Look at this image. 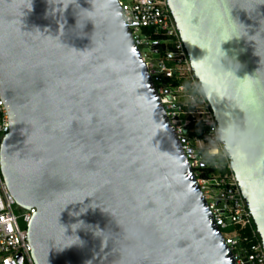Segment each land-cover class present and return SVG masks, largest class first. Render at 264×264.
I'll use <instances>...</instances> for the list:
<instances>
[{"label":"water","instance_id":"obj_1","mask_svg":"<svg viewBox=\"0 0 264 264\" xmlns=\"http://www.w3.org/2000/svg\"><path fill=\"white\" fill-rule=\"evenodd\" d=\"M168 5L264 246V0ZM0 93L35 264H237L119 0H0Z\"/></svg>","mask_w":264,"mask_h":264},{"label":"built area","instance_id":"obj_2","mask_svg":"<svg viewBox=\"0 0 264 264\" xmlns=\"http://www.w3.org/2000/svg\"><path fill=\"white\" fill-rule=\"evenodd\" d=\"M119 3L224 242L233 251L237 264H264L261 238L250 242L251 237L259 235L252 212L221 141L213 110L195 77L168 0H119ZM144 27L164 38L160 41L148 37ZM162 46L164 54L154 58L152 54L160 53ZM11 121L9 105L0 93V148ZM1 163L0 153V264H35L29 225L37 209L17 204L4 179ZM211 166L214 169L209 171Z\"/></svg>","mask_w":264,"mask_h":264},{"label":"trees","instance_id":"obj_3","mask_svg":"<svg viewBox=\"0 0 264 264\" xmlns=\"http://www.w3.org/2000/svg\"><path fill=\"white\" fill-rule=\"evenodd\" d=\"M143 32L145 33V34H147L148 35V37H150V38H152V39H157V40H162L164 37L162 36V34H160V33H156L155 31H152L149 27H144L143 28ZM164 51V47L162 46V47H160V52L162 53ZM175 81V83H178L179 82V80H174ZM214 168L211 166V167H209V171L210 170H213ZM230 229V228H229ZM245 233H248V231H245ZM260 238V235H258L257 237H251V240H250V242H254V241H256L257 239H259Z\"/></svg>","mask_w":264,"mask_h":264},{"label":"clouds","instance_id":"obj_4","mask_svg":"<svg viewBox=\"0 0 264 264\" xmlns=\"http://www.w3.org/2000/svg\"><path fill=\"white\" fill-rule=\"evenodd\" d=\"M81 9H82V15L85 17V18H91L93 16V13L91 11H89L87 8L81 6Z\"/></svg>","mask_w":264,"mask_h":264},{"label":"rangeland","instance_id":"obj_5","mask_svg":"<svg viewBox=\"0 0 264 264\" xmlns=\"http://www.w3.org/2000/svg\"><path fill=\"white\" fill-rule=\"evenodd\" d=\"M164 54V51L161 53H158V52H154L153 54H152V56L154 57V58H160L162 55ZM225 232H227V230H224Z\"/></svg>","mask_w":264,"mask_h":264}]
</instances>
